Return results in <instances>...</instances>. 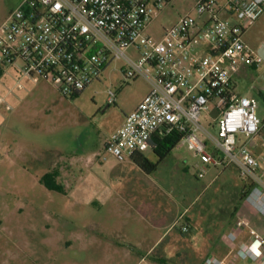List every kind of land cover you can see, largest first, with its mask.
Instances as JSON below:
<instances>
[{"label":"rangeland","instance_id":"obj_1","mask_svg":"<svg viewBox=\"0 0 264 264\" xmlns=\"http://www.w3.org/2000/svg\"><path fill=\"white\" fill-rule=\"evenodd\" d=\"M22 1L0 0V25ZM191 6L192 0H173L150 32L156 34L158 27L173 23ZM243 38L257 56L264 45V13ZM258 62L235 81L240 95L256 99L264 123V60ZM122 66L121 61L112 63L100 80L73 98L63 97L56 85L40 76L22 77L14 69L0 79V264H200L223 244L228 250L223 259L231 264L248 261L236 255L243 245L227 238L238 217L250 221L241 209L245 182L234 167L210 166L206 176L198 178L199 157L185 142L151 176L132 162L97 160L106 139L148 92L144 78L124 80ZM109 88L117 94L114 104L108 103ZM217 114L206 113L204 125H214ZM210 129L217 134L216 127ZM249 145L264 146V127ZM145 154L158 160L152 150ZM53 169L59 172L57 182L64 193L41 183ZM217 172L222 175L209 185ZM224 176L233 180L226 182ZM172 177L171 190L182 196L177 202L188 208L190 232L181 231L183 219L179 229L141 261L147 245L140 232L146 223L131 208V190L141 179H150L146 182L152 185ZM192 228L199 230L198 239L191 237Z\"/></svg>","mask_w":264,"mask_h":264},{"label":"built area","instance_id":"obj_2","mask_svg":"<svg viewBox=\"0 0 264 264\" xmlns=\"http://www.w3.org/2000/svg\"><path fill=\"white\" fill-rule=\"evenodd\" d=\"M172 2L23 0L0 25V78L9 69L40 76L73 98L121 61L124 80L144 78L150 90L97 160L124 163L155 148L154 140L180 135L200 159V178L211 165L236 168L249 187L245 201L264 217V151L257 156L249 145L264 123L256 99L240 95L234 81L243 65H259L243 36L263 15L264 0H192L189 11L153 34L150 27ZM107 95L114 104L115 90ZM212 110L218 114L209 126L216 135L203 123ZM245 229L256 234L258 245L240 246L237 257L264 264V236L248 219L237 218L228 240L237 242ZM181 231L188 233L190 225ZM202 264L231 263L210 255Z\"/></svg>","mask_w":264,"mask_h":264},{"label":"crops","instance_id":"obj_3","mask_svg":"<svg viewBox=\"0 0 264 264\" xmlns=\"http://www.w3.org/2000/svg\"><path fill=\"white\" fill-rule=\"evenodd\" d=\"M219 3L222 4L221 2H219ZM177 20H178V18L171 24L162 25V26L158 27L156 33H160L162 31V29H164L167 26L174 24ZM200 50L202 53H204L206 51L205 48H202ZM253 67L254 66L243 65L240 68L239 72L234 76V81H235L236 77L239 76V74L242 71L250 70ZM10 71L11 70L9 69L6 73H8ZM6 73H4L1 76V78ZM236 88H237V84H236ZM149 90H150V87L148 88V92L145 94V96L149 93ZM260 94L263 95L264 92L260 91ZM145 96L138 102V104L131 111H133L134 109L137 108V106L145 98ZM131 111L127 112L125 114V117ZM108 138L106 139V141L108 140ZM106 141H105V143H106ZM181 142H183V141H181ZM105 143H104V145H105ZM175 148L172 150V152L175 150ZM154 149L155 148H152L150 150H152L153 153L155 154ZM253 151L257 156H261L263 151H264V146L263 147L255 146L253 148ZM172 152L167 157H169L172 154ZM144 155L146 156L145 153H144ZM151 160L155 161V159H151ZM126 162H132V163L136 164L133 160H129ZM198 163H200V159H199ZM211 166H213L214 168H217L214 165H211ZM184 168H186V166H183V168L181 170L184 171L186 179H187L189 177V174ZM234 169L236 170L240 180L243 181L241 179V176H240L238 170L236 168H234ZM206 173H207V171L205 172L204 177L206 176ZM145 174H147L148 176H151L152 173L149 174V173L145 172ZM219 175H222V174L217 172V174H215L212 177V180L209 182V185H211V183H214L215 181H217ZM204 177H202V178H204ZM198 178H200L199 175H198ZM148 180H150V179H148ZM148 180H146V181H148ZM174 180H175V177L169 178L166 181H164L162 179L157 180V181L155 180L151 185L148 182H146L145 180L141 179L140 185L138 187H135L133 190H131V197H132L131 198L132 202L130 203L131 208L133 210L137 211L138 213L140 212V215L143 217L142 221H144V223H146V227L143 228L144 229L143 231L140 232L139 229L137 230V232H140V234L144 233L142 243L147 245L146 250L144 252L140 253L142 256L141 261L145 260L149 256L151 251L154 250L156 247H158L166 237L171 236L175 232V229L178 228L179 222H181V221H183V219H185V223H188L187 222V216L188 215H186V214H188V208L185 206H184L185 207L184 208L180 204V201L177 202V200H176V199L181 200L182 196L179 195L180 192L171 190L172 186L170 184ZM224 180L226 182H230L233 179H231L230 176H224ZM163 182L167 183L168 185L165 186V184H163ZM209 185L207 184L206 186L208 187ZM242 188H243V185H241V192H242ZM167 205H171V208H168ZM241 209H243L244 212L249 213V219L251 221V225L253 227V230H255L257 234L264 236V217L261 216L260 214H258L254 209H252V207H250V205L245 200L241 203ZM190 235H191V237L198 239V236L200 235L199 230L192 228ZM238 241L243 246H247V245L256 246V245H258V238H257L256 234H254L249 229H245L240 234ZM226 249H227V247L225 244L220 245V246L216 245L213 248V252L208 253L203 258V260L201 261L200 264H202L204 259L210 255L215 256V257H219V258L225 257L228 253V252H226V251H228ZM240 264H257V263L248 260L247 262H242Z\"/></svg>","mask_w":264,"mask_h":264},{"label":"trees","instance_id":"obj_4","mask_svg":"<svg viewBox=\"0 0 264 264\" xmlns=\"http://www.w3.org/2000/svg\"><path fill=\"white\" fill-rule=\"evenodd\" d=\"M181 136L177 134H172L170 136L165 137L164 139H156L154 140L155 144V154L158 157L157 161H152L150 158L145 156L144 154L137 153L132 157V160L145 172L153 173L157 170L158 166L167 158V156L172 152V150L181 142ZM59 177L58 170H50L48 171L42 178L41 183L44 184L46 188L49 190L57 191L60 193H64V187L57 182V178ZM248 185L245 183L244 192L242 199L245 200L246 194L248 192Z\"/></svg>","mask_w":264,"mask_h":264},{"label":"water","instance_id":"obj_5","mask_svg":"<svg viewBox=\"0 0 264 264\" xmlns=\"http://www.w3.org/2000/svg\"><path fill=\"white\" fill-rule=\"evenodd\" d=\"M257 53L258 56L264 60V45L258 49Z\"/></svg>","mask_w":264,"mask_h":264}]
</instances>
